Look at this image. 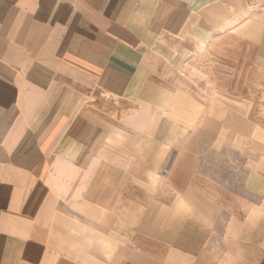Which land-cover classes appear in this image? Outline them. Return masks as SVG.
Segmentation results:
<instances>
[{
  "label": "crops",
  "instance_id": "1",
  "mask_svg": "<svg viewBox=\"0 0 264 264\" xmlns=\"http://www.w3.org/2000/svg\"><path fill=\"white\" fill-rule=\"evenodd\" d=\"M217 236L264 264V0H0V264H194Z\"/></svg>",
  "mask_w": 264,
  "mask_h": 264
},
{
  "label": "rangeland",
  "instance_id": "2",
  "mask_svg": "<svg viewBox=\"0 0 264 264\" xmlns=\"http://www.w3.org/2000/svg\"><path fill=\"white\" fill-rule=\"evenodd\" d=\"M238 161H240V158L238 157L237 151L233 152L228 151L227 149L222 150L221 148L209 149L206 154L204 153L202 157L200 168H205V173L216 175L221 178V181H226L228 184L226 177L231 174H229L227 171L222 172V170H225L224 168H236L238 165ZM221 232L222 231L220 230L218 233ZM221 240L222 238L220 236H217L216 242L215 240H213L215 244H213V247L211 246L208 257L202 256L201 258H198V263L194 262V264H200L199 262H202L203 264H207V262H209L208 264H216L217 261H222L221 253L223 251V248L220 247L219 243H217V241ZM231 248H234L233 245L231 246ZM235 250L236 249H233V251ZM233 255H236V253H234Z\"/></svg>",
  "mask_w": 264,
  "mask_h": 264
}]
</instances>
